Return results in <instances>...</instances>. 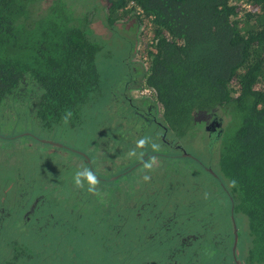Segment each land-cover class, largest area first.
<instances>
[{
  "label": "trees",
  "instance_id": "1",
  "mask_svg": "<svg viewBox=\"0 0 264 264\" xmlns=\"http://www.w3.org/2000/svg\"><path fill=\"white\" fill-rule=\"evenodd\" d=\"M90 17L91 10L76 11L66 0H0V120L5 122L12 117L19 120L20 112L26 114L31 126L37 122L38 127L33 129L38 133L17 132L12 138L27 135L42 142L40 137H49L50 129L62 125L76 127L86 115H100L104 124L116 125L115 133L121 134L125 142L111 145L112 137L98 139L99 148L94 149L93 154L99 165L104 162L103 156H97L100 149L110 153L112 147L118 145L117 154L123 161L124 156L136 148L129 140L144 134H136L131 126L119 123L122 121L118 119L129 122L125 95L111 89L102 92L97 54L109 38L95 33ZM130 17L135 19L139 36H122L120 43L127 42L130 54L135 41L140 39L142 60H146V65L138 67L126 61V71L119 78H124L123 91L134 85L152 90L150 97L161 104L159 120L166 128L168 141L188 133L198 110L219 107L228 113L226 126L218 139L210 143L215 145L214 151L218 154L214 163L209 161L210 177L217 180L226 193L238 232L237 257L243 264H264V0H107L102 20L112 33L117 32L115 25L120 19ZM103 97L106 101L101 103ZM67 112L72 115L66 123L62 117ZM167 140L163 141L167 143ZM22 145L31 146L25 141ZM65 147L84 158L82 168L89 167L96 173L87 151ZM147 147L148 150L137 148L136 151L169 156V151L153 152ZM59 162L46 161L44 168L48 165V171L39 173L38 183L42 189L46 184V188L59 189L48 186L53 180L51 175L60 173V167L65 166L63 161ZM26 182L20 176L12 178L17 194H27L28 199ZM84 185L87 187L86 181ZM80 190H72L73 194L77 192L72 200L75 204L81 200L78 198ZM51 194L45 199V194L39 191L31 198H37L35 212L41 209L42 203L49 204L48 208L53 205L59 212L62 210L64 197L59 205L53 190ZM19 200L16 199L17 210L22 204ZM188 200L190 198L184 201ZM199 201L204 202L203 205L212 202L204 198ZM6 205H0V264H30L24 258L22 245L13 242L12 235L6 236L5 220L11 214ZM208 213L207 223H213L211 207ZM239 214L248 221L242 237L236 222ZM46 216L47 220L39 221L34 213H22L23 223L31 222L29 227L33 231L46 226L54 229L61 219L51 213ZM111 229L126 235L123 228L117 229L115 224ZM142 233L135 236L143 238ZM123 241V248L131 250L127 239ZM138 247L141 246L134 245L132 251L121 254L120 259H135ZM229 260L234 263L232 256Z\"/></svg>",
  "mask_w": 264,
  "mask_h": 264
},
{
  "label": "rangeland",
  "instance_id": "2",
  "mask_svg": "<svg viewBox=\"0 0 264 264\" xmlns=\"http://www.w3.org/2000/svg\"><path fill=\"white\" fill-rule=\"evenodd\" d=\"M66 1L70 2L76 11L91 10V26L95 33L100 37L109 38V41L107 40L108 43L105 41L103 49L98 51L97 54V67L100 81H102V92H107V89H111L117 94L122 92L124 95L132 96L133 102H137L136 98H139L140 95L147 94V97L151 96L153 92L149 87H138L134 85L131 86L130 89L123 91L122 81L124 78L119 80L121 75L126 71V61L134 62L138 67L141 65L145 67L146 65V60H142L143 53H141L140 39L135 41L136 44H134L130 54L127 42L123 44L120 43L121 40H123L122 36H129L131 38L139 36V30L135 19L133 17L123 20L120 19L115 25L118 29L117 32L112 33L104 24L105 21L102 20L105 15L107 0ZM105 101L104 97L100 99L101 103ZM116 104L117 103L114 104L115 112L118 111ZM156 104L161 108L159 102ZM126 110L130 120L128 123L132 125L135 119L133 116H135V114L132 113L129 107H126ZM213 112L221 117V125L225 127L229 115L221 108L214 107L210 110H198L193 117V127L186 135L178 137V139L181 138L182 141L178 140L177 142L183 144L185 152L195 156H154L159 163L157 166H154L153 170L149 173L153 178V183L163 184L164 188H161V191L158 190L160 189L159 187L154 186L151 188V192L146 189H143L142 194L139 192V189L136 188L135 185H142L144 183L142 180L143 173L140 171L145 170H142V165H140L138 168L133 167L127 170L121 177H118L117 181L109 178L103 181L99 179L101 181L98 186L99 194L89 193L88 187L84 185L78 197L81 199L77 202L78 204L72 201L75 194L77 195V192L74 194L72 192V190L77 188L75 184H73L74 175L77 170L82 169L81 165L84 160L82 161L77 154L69 151L65 146L87 151L92 158L95 168L100 169L98 171L103 175H111L116 171H120L123 166L116 165L117 168L110 171V167L108 166H110V156L112 152L105 153L100 149L97 156L99 158L103 156V165L107 164L108 166L99 168L98 162H95L93 150L99 148L100 143L98 139H101V137H112L111 145L125 142L121 134L118 136V134L115 133L116 129L114 127L116 125H112V123L104 124V122L100 120V115L96 117L86 115L85 117L90 118H82L80 120L82 123L79 126L70 127L68 125H62L50 129L48 131L49 137L41 136L40 140L42 142H37L34 138L27 135H20L16 138H12L13 134L17 132L21 134L31 131L33 133H38L33 129L38 127V125H36L37 122L35 121L31 126L26 114L20 112L19 120H15L14 117L6 119L5 122L0 120V205L8 204L6 206L11 211L10 216L5 220L8 225L6 236L12 235L10 239H12L13 242L18 241L17 244L22 245L24 248L23 251L25 252L24 258L28 260L30 264H141L140 259H148V264H161L165 259L164 254H166L167 250L174 251L175 248H179L177 245L181 237L179 238L177 235L178 230H192L193 228L191 227L194 226L193 219L197 215L200 220L207 223L209 217L208 208L211 207L214 219L213 223L209 226L208 233H203V237H199L200 241H197L198 243H194L193 241L188 247H191V252L192 250L197 252L195 255L198 258L203 257L210 259L213 254H215L216 256L213 258L212 264H216V259L218 255H221V251H216V247L211 243L208 234L211 232L213 234L221 232L222 235H225L229 229L231 232V239H233V224H230L231 213L226 193L220 188L218 181L210 177V172H207V168L202 166L204 163L202 164L194 158L197 157L199 160H203V162L209 160L214 163L216 157H218L217 151H213L212 157L208 156L205 151L207 148V132L205 126L211 119L212 114H214ZM118 120L122 121L119 122L121 125L130 127L126 120ZM137 121L139 122L140 119H137ZM134 125H136V121ZM230 128L231 126L229 129ZM142 132H145L144 136H149L160 144L161 147L159 152H162L161 150L170 151L167 147L161 145L159 140L160 129L157 126L154 127L153 125L149 130L144 129ZM23 141L31 146H23ZM48 141L50 142L49 144L47 143ZM60 144L64 147L60 146ZM13 146H15L14 150L10 151L13 155H10L7 149ZM149 147L150 150H152L150 145ZM147 148L148 147H146V149ZM48 159L50 161L56 160V163L63 161L65 164L64 167H60V173L55 172L51 175L53 180L48 184V186H58L59 189L57 190H54V188H46L47 184L42 189L40 183H38L41 170L48 171V165L44 168ZM124 159H126V162H131L136 158L129 159L128 156L125 155ZM119 161L120 160L117 159L116 163H119ZM171 166L178 170L175 172L176 175H164V169L170 168ZM14 176H20L25 179V182L27 181L25 186L29 192L28 199L25 198L27 194H24V196H19L17 194L14 188L15 184H12V178ZM27 176H30V181L27 179ZM170 176H173L175 179L173 180ZM175 181L177 184H175ZM20 182L23 181L20 179ZM20 182H18V185L19 188L22 189L23 187ZM51 190H53V194L57 195L59 205H61V199L64 197L62 210L59 212L53 205H50V208H48L49 204L45 203L43 205L42 203L41 209H37L34 213L35 218L39 219V221H44L48 218L46 214L51 213V215L54 216L58 215V217L61 218L60 222L54 228L55 230H50L46 226L39 231H33L29 227V225H32L31 222H28V224L23 223L22 212L35 194L42 191L46 199L48 195H52ZM116 192L123 193L127 196H130L132 193L136 195V198H139V200L140 196L144 200L149 197V194H153V198L151 197L153 206L151 207V204L149 206L146 205L142 216L137 217L131 205L129 207H124L123 203L118 202L119 197H116ZM104 193L105 195L102 196L101 194ZM205 193L208 194L207 198L205 197ZM193 197L200 199L204 198V200L212 202L210 205L196 204L193 206L192 210L184 200L185 198L191 199ZM17 198L21 199L19 203L22 202L19 210H17L19 206L18 203H16ZM103 201L110 205L116 204V206L122 209L120 210L123 211L124 214H118V216L108 221L102 219L100 207L103 205ZM174 203H179V210L174 209ZM124 204H126V202ZM43 206L44 210H42ZM64 207L66 209H64ZM112 210L113 209H111L110 212ZM173 210L174 213L171 216L172 222L169 223V226H165V228L160 230V239L151 241V239H146L144 235H142L143 238H137L135 236L136 232H143V234H145V231H149L151 225L162 218V213H154L164 211L163 215L166 216L171 214ZM39 214L45 216H39ZM147 217L149 219H147ZM236 218L237 225L240 229V237H242L243 234H246L244 230H247L248 221L246 217L240 214L239 217ZM140 220H144L142 226L140 225ZM36 223L37 222H35V224ZM112 224L117 225V229L120 227L123 228L126 235H122L118 230L112 232ZM118 225L120 226L118 227ZM130 233L132 236L128 237L127 235H130ZM147 234H149V232H147ZM125 238L131 250L123 248V239ZM136 244L141 246L137 249L142 250L135 259H120L121 254L131 252L132 247ZM174 246L175 248H173Z\"/></svg>",
  "mask_w": 264,
  "mask_h": 264
},
{
  "label": "flooded vegetation",
  "instance_id": "3",
  "mask_svg": "<svg viewBox=\"0 0 264 264\" xmlns=\"http://www.w3.org/2000/svg\"><path fill=\"white\" fill-rule=\"evenodd\" d=\"M125 97L127 99H129V101L127 99H123L126 104L124 105V107H129L132 111V113H135V116L139 117H135L133 116L135 119L132 122V125H130L128 122L127 124L131 126V129H133L132 131L136 132H141V133H145L142 132V130L144 129H150L153 125L154 127L157 126L160 129V143L162 146L167 147L170 151H169V156H178V157H182L183 156H195L192 154H187V152H185V148L183 146L182 143H178L177 141L181 140L178 139V137H176L175 139H171V141H168L165 136H166V128L164 125L161 124V121L159 120L160 117V110L161 108H159V106L153 101V99L148 96L147 94L144 95H140L139 98H136L137 102H133V98L132 96H128L125 95ZM132 100V101H131ZM214 114H212L211 119L209 120V122H207L206 126H205V130L207 132V148H206V153L209 156L208 153L213 154V151L215 150V145L210 144L212 142V140H216L218 139V136L220 135V133L222 132V129H224V126L221 125V117L217 114H215V112H213ZM137 119H140V121L138 122ZM130 121V120H129ZM136 121V125H134V122ZM133 126V128H132ZM137 134V133H136ZM140 137H136L134 138L135 140H129L130 141V145L133 147H136V141L139 139ZM142 138V137H141ZM167 140V143H165L163 140ZM210 140V142H209ZM214 144V143H213ZM210 146V147H208ZM131 147V148H132ZM118 145L113 146L112 147V158L110 159V166H108L107 164L103 165V164H99L98 167H102V166H108L110 167V171L115 170L117 167L116 165H122L123 168L125 169V167L127 165V168L125 170H121V171H116L115 173L111 174V175H103L101 174L98 170L100 169H96V175L98 177V179H100L101 181L106 180V179H114L116 180L122 173L126 172L127 170L133 168V167H137V166H141L142 170L143 168V162L148 161L151 157H154V155L152 154V152H150L148 155H144L141 157L140 153L137 151V157L136 160H133V163L131 162H126L125 160H120L119 156L120 154L118 153ZM145 149V148H144ZM143 149V150H144ZM79 151V150H78ZM153 155V156H152ZM208 158V157H206ZM82 161L84 160V158H80ZM117 159H119V163H116ZM86 160L88 161L89 158H86ZM136 161V162H134ZM135 163V164H134ZM159 162L156 163L155 166L158 165ZM134 164V165H132ZM203 166H205V168H207L206 171H212L211 169V165L209 160L205 161ZM176 171H178L177 169H175L174 167H170V168H165L163 171L164 175H169V174H174L176 175ZM95 172V171H94ZM143 173V175L147 172V170H143L140 171ZM148 175H151L149 172H147ZM142 175V176H143ZM173 180L175 179L173 176H170ZM153 178L151 177V180L148 182H144L142 185L140 184H136L135 187L139 189V192L142 194L143 189L148 190L149 192L152 191V187L157 186L159 187L161 191V188H164L163 184L159 183V184H155L152 182ZM175 184H177V182L175 181ZM88 187V185H87ZM116 190V189H115ZM165 192V191H164ZM81 193V190L79 191V194ZM165 194L167 195V193L165 192ZM102 196L105 195L101 194ZM153 195V194H152ZM149 194V197L147 199H142L140 196V200L139 198H136V195L132 194L130 196L124 195L123 193H119L116 192V197H119L118 202L123 203L124 207H129L130 205L133 207L134 209V214L137 217H141L142 213L145 209L146 205H150L151 207L153 206V200H151V197L153 198V196ZM132 199V201H131ZM36 200L37 198L32 199L27 206L24 208L22 213H35L36 210ZM200 199H197L195 197L191 198L190 200L187 201V204L192 208L193 210V206L196 204H204V202L199 201ZM126 202V204H124ZM180 202V200H179ZM185 202V201H184ZM103 205H101V209H104L103 211H101V216L102 219H105L106 221L112 219L115 216H118V214H124L123 211H121L120 209L118 210L117 207H115L114 204L110 205L108 203H106L105 201L102 202ZM173 207L175 210H179V203H174ZM113 209L111 212L110 210ZM153 209V208H152ZM153 213V212H152ZM162 213V218L158 221L155 222L153 225L150 226L149 231H145V234L142 233V235H144V237L146 239H151V241H155L157 239H160V230L162 228H165V226H169V223L172 222V218L171 216L174 213L171 212V214L168 215H163L164 211H160L158 213H154V214H159ZM197 215V214H196ZM191 216V215H190ZM147 219H149L147 217ZM234 218L231 217L230 220V224H233V239H231V232L228 229V231L226 232L225 235H222L221 232H217L215 234H213L212 232L208 234V238H210L211 243L216 247V251H221V255H218V258L216 259V264H243L242 261L237 257V242H238V232H237V227H236V223L233 221ZM193 224L194 226L191 227L193 228L192 231L191 229H189L188 231L185 230H178L177 235L180 238L179 243L177 246H179V248H175V246L173 248L174 251L171 250H167L165 255V259L161 262V264H207V263H211L213 262V258L216 256L215 254L210 258H198L196 257L195 254H197V252L194 250H192L191 252V247H188L189 245L192 244V242H199L200 239L199 237H203V233H208L209 230V224L211 225L212 223H205L203 220L199 219V216H195V218L193 219ZM144 220H140V225L142 226ZM197 221V222H195ZM147 232H149V234H147ZM139 233V232H136ZM138 235V234H135ZM141 235V234H139ZM138 235V236H139ZM168 238V236H167ZM197 242V243H198ZM172 248V249H173ZM142 249H135V253L137 255H139V252ZM196 258H195V257ZM229 256H232V258L234 259V263H230L229 260ZM141 264H148V259H140Z\"/></svg>",
  "mask_w": 264,
  "mask_h": 264
},
{
  "label": "clouds",
  "instance_id": "4",
  "mask_svg": "<svg viewBox=\"0 0 264 264\" xmlns=\"http://www.w3.org/2000/svg\"><path fill=\"white\" fill-rule=\"evenodd\" d=\"M71 112H67L62 119L67 123L69 118L71 117ZM151 146L153 152L160 151V144L149 136H144L136 141V148L131 149L127 156L129 159L137 157L136 149H144L147 146ZM140 156H143V153H140ZM156 157H151L148 161L143 162V168L147 170V172H151L156 165ZM147 172L142 176V180L144 182H148L151 180V176L147 174ZM85 181L88 184V192L92 194H99V185L101 181L98 179L95 172L89 167H83L81 170H77L74 175V183L77 188L83 189ZM236 181H232V185L235 186ZM207 193H205V197L207 198Z\"/></svg>",
  "mask_w": 264,
  "mask_h": 264
}]
</instances>
